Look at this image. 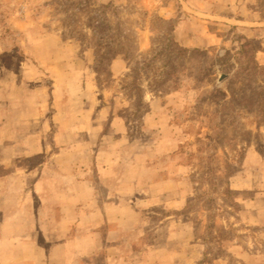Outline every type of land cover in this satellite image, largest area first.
Returning <instances> with one entry per match:
<instances>
[{"label": "rangeland", "instance_id": "rangeland-1", "mask_svg": "<svg viewBox=\"0 0 264 264\" xmlns=\"http://www.w3.org/2000/svg\"><path fill=\"white\" fill-rule=\"evenodd\" d=\"M0 154V264H264V0H0Z\"/></svg>", "mask_w": 264, "mask_h": 264}, {"label": "crops", "instance_id": "crops-1", "mask_svg": "<svg viewBox=\"0 0 264 264\" xmlns=\"http://www.w3.org/2000/svg\"><path fill=\"white\" fill-rule=\"evenodd\" d=\"M2 131V130H1ZM22 147V146H20ZM33 145H28L27 147H22V149H15L16 153H13L12 156H16L15 158L18 161L21 158H28L29 156H33L37 151L33 150ZM12 152V151H11ZM2 154H0V163H2ZM28 197V196H27ZM38 210H34L33 213H31L29 210H26V203L24 205H21L17 210L12 212L11 214L3 216L2 219H0V233H2V239L3 234L4 237L12 239V244H14L16 241V238H19L20 241H23V237L26 236L25 234L28 232H34L35 230L38 232L41 227H32L36 223V221L33 219V216L37 217ZM35 231V232H36ZM44 235V234H43ZM41 234V236H43ZM73 238V239H72ZM81 238V237H80ZM36 245H32L31 247H36V251L39 256V248H42L44 246V239L42 242V246L39 243V239H37ZM78 242L77 237L69 236L68 239L60 240L58 242H55L53 245V249L49 254H53L54 250H60L64 254V258L72 259L73 261L76 260L78 257L77 255L83 254L80 253V251H76V248L74 245ZM21 243V242H20ZM23 243V242H22ZM20 244V247L23 248V244ZM23 254V253H22ZM25 254V253H24ZM12 256V255H11ZM71 260V261H72Z\"/></svg>", "mask_w": 264, "mask_h": 264}, {"label": "trees", "instance_id": "trees-1", "mask_svg": "<svg viewBox=\"0 0 264 264\" xmlns=\"http://www.w3.org/2000/svg\"><path fill=\"white\" fill-rule=\"evenodd\" d=\"M171 41V40H170ZM172 43H175L174 41H171ZM177 47H178V45H177ZM190 49L189 48H183V47H179V52L180 53H185V52H188ZM194 52H196V51H200L199 49H194L193 50ZM256 61V60H255ZM137 90H138V95H142V93H143V88L142 87H138L137 88ZM226 93V92H225ZM227 94V93H226ZM228 192H229V190H228Z\"/></svg>", "mask_w": 264, "mask_h": 264}]
</instances>
